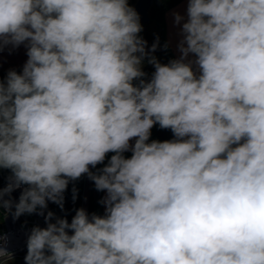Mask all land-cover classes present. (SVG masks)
I'll list each match as a JSON object with an SVG mask.
<instances>
[{"label":"clouds","instance_id":"obj_1","mask_svg":"<svg viewBox=\"0 0 264 264\" xmlns=\"http://www.w3.org/2000/svg\"><path fill=\"white\" fill-rule=\"evenodd\" d=\"M171 17L161 63L129 0H0V54L27 56L0 76V210L46 225L24 264H264V0ZM85 175L103 214L48 210Z\"/></svg>","mask_w":264,"mask_h":264},{"label":"trees","instance_id":"obj_2","mask_svg":"<svg viewBox=\"0 0 264 264\" xmlns=\"http://www.w3.org/2000/svg\"><path fill=\"white\" fill-rule=\"evenodd\" d=\"M184 0H167V2H162V0H154L153 4L149 11V22L144 24V31L141 35L148 41V46L155 41L156 37L160 38V47L154 53L156 57L160 60L161 63H167L170 59L177 58L169 47L167 50L163 48V45L168 42L167 40V12L177 5H179ZM129 2L135 7L137 0H129ZM23 65H7L2 66L0 68V76L6 75L9 69H15L17 71L22 70ZM145 71L151 73L154 69L151 66L145 68ZM172 133L170 130H160L158 126H155L152 129V139L166 140L171 139ZM130 155V153L126 154ZM98 167H102L98 166ZM8 172L5 171L3 176L6 177ZM89 180V179H88ZM87 176L81 177L79 180L70 182L67 191L65 192V208L64 211L53 204L49 203L48 210L53 211L57 216H67L69 222L71 217L75 215V210L83 207L86 201V182ZM2 177H0V185L4 183ZM89 190H88V200L86 202V210L91 212H96L102 193L95 190L94 184L92 181H88ZM75 186L78 189V196L75 202L72 200V187ZM1 216H0V224H1Z\"/></svg>","mask_w":264,"mask_h":264},{"label":"built area","instance_id":"obj_3","mask_svg":"<svg viewBox=\"0 0 264 264\" xmlns=\"http://www.w3.org/2000/svg\"><path fill=\"white\" fill-rule=\"evenodd\" d=\"M4 183H2L0 186H3ZM13 195L18 198L19 192L17 191L13 193ZM0 216L2 218L0 230L11 235L10 248L15 254L14 262H10V264H24L23 258L26 255L25 233L30 230L34 225H39L41 227L46 226L44 219L43 217H40L35 214L24 215L21 216L16 223H13L10 217L5 219L2 210H0ZM22 225H24L23 228L21 227Z\"/></svg>","mask_w":264,"mask_h":264},{"label":"crops","instance_id":"obj_4","mask_svg":"<svg viewBox=\"0 0 264 264\" xmlns=\"http://www.w3.org/2000/svg\"><path fill=\"white\" fill-rule=\"evenodd\" d=\"M185 8H186V0L182 1L179 5H177L173 9L169 10L167 12V15H166V19H167V40L169 41L171 39L172 42L170 44V47L173 50V52H174L176 57H178V55H179V53L176 50V43H177V39L178 38L175 36V31L176 30L173 29L172 26H171V19H172L171 12L173 10H176V11H180L183 14V12L185 11ZM102 196H103V193H102ZM84 208L86 209V204L85 203H84ZM103 211H104L103 206L99 204L96 212L99 213V214H103Z\"/></svg>","mask_w":264,"mask_h":264},{"label":"rangeland","instance_id":"obj_5","mask_svg":"<svg viewBox=\"0 0 264 264\" xmlns=\"http://www.w3.org/2000/svg\"><path fill=\"white\" fill-rule=\"evenodd\" d=\"M2 56V65L7 66V65H23L24 62L27 59L26 56V49L21 46L20 48L14 50L11 52V54L8 52L7 49L0 54ZM88 178H87V183H86V202L88 200V190H89V185H88ZM85 202V204H86Z\"/></svg>","mask_w":264,"mask_h":264},{"label":"water","instance_id":"obj_6","mask_svg":"<svg viewBox=\"0 0 264 264\" xmlns=\"http://www.w3.org/2000/svg\"><path fill=\"white\" fill-rule=\"evenodd\" d=\"M154 0H137L135 8L141 15V22L146 24L149 22V11Z\"/></svg>","mask_w":264,"mask_h":264}]
</instances>
